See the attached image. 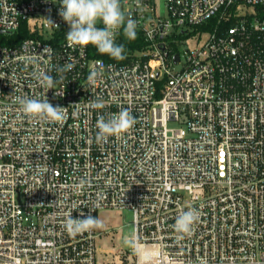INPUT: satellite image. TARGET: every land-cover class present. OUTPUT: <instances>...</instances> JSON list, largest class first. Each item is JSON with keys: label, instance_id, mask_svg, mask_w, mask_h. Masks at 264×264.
Instances as JSON below:
<instances>
[{"label": "built area", "instance_id": "built-area-1", "mask_svg": "<svg viewBox=\"0 0 264 264\" xmlns=\"http://www.w3.org/2000/svg\"><path fill=\"white\" fill-rule=\"evenodd\" d=\"M121 3L144 44L126 62L70 47L60 0H0V31L26 23L30 33L0 45V264H264V0ZM213 19L202 46L169 48L170 29ZM40 70L52 89L35 78ZM46 96L64 107L62 122L33 121L17 101ZM122 109L134 127L98 144V118ZM189 206L200 221L177 240ZM103 209L134 214L122 259L99 257L97 229L64 228L70 213Z\"/></svg>", "mask_w": 264, "mask_h": 264}, {"label": "clouds", "instance_id": "clouds-1", "mask_svg": "<svg viewBox=\"0 0 264 264\" xmlns=\"http://www.w3.org/2000/svg\"><path fill=\"white\" fill-rule=\"evenodd\" d=\"M136 6L141 7V0H135ZM59 15L69 25L66 39L70 47L88 45L94 46L101 54L108 55L115 60L124 59V46L116 43L117 34L123 29L124 36L129 40L136 38L137 21L127 17L122 9L121 0H60ZM50 23H52L49 20ZM102 24V27L98 25ZM58 27V26H57ZM74 67L68 63L58 67L57 72L70 71ZM42 87L52 89L55 79L44 70L34 74ZM100 73L93 69L87 77L88 83L95 86ZM22 113L33 121L62 122L65 118L64 107L54 106L47 96L41 100L37 98L17 97ZM95 107H102L96 103ZM136 119L128 109H122L107 119L100 116L97 120L96 142L105 143L109 137L121 138L134 127ZM80 188L86 186V181L81 180ZM75 209V208H74ZM73 209V210H74ZM84 218H73L70 213L64 223V228L69 235L75 236L94 229H102L104 223L97 217L80 213ZM200 212L197 208L189 206L181 210L176 218L174 230L177 240L190 238L194 234L195 226L200 221ZM130 243V241H125ZM138 247V245H137Z\"/></svg>", "mask_w": 264, "mask_h": 264}, {"label": "rangeland", "instance_id": "rangeland-1", "mask_svg": "<svg viewBox=\"0 0 264 264\" xmlns=\"http://www.w3.org/2000/svg\"><path fill=\"white\" fill-rule=\"evenodd\" d=\"M187 31L182 34V31ZM207 31L203 28H172L167 39L168 46L175 52L184 54L185 50L200 47L207 39ZM16 34V33H14ZM14 35H1L0 45H7L14 41ZM176 127L175 124H171ZM99 218L105 225L102 229H97L98 250L102 252L101 259H122L125 253L132 248L131 237L134 233V214L132 211L103 209L98 211ZM130 241V243H125ZM106 253V254H104Z\"/></svg>", "mask_w": 264, "mask_h": 264}, {"label": "trees", "instance_id": "trees-1", "mask_svg": "<svg viewBox=\"0 0 264 264\" xmlns=\"http://www.w3.org/2000/svg\"><path fill=\"white\" fill-rule=\"evenodd\" d=\"M256 14H257L256 16L260 20H264V6L256 7ZM231 24H232V22L224 24L223 26H230ZM214 25H215V20L213 19L207 25L203 26L202 28L204 29V31H211L214 28ZM13 35H14L15 40L12 43L7 44V45H16L19 42H21V40H23L24 38L30 37V33H29V30H28L26 23L22 24L19 32L16 34H13ZM118 44H122L124 46V49H125V52H124L125 58L122 60H115L108 55L101 54L92 45L89 46L90 55L93 58H101V59H104L106 61L126 62L128 60L129 54H131L137 50H142L144 48V44L142 43V39L140 38L139 35H136V38L134 40H129L124 36L122 38V40L120 41V43H118Z\"/></svg>", "mask_w": 264, "mask_h": 264}, {"label": "water", "instance_id": "water-1", "mask_svg": "<svg viewBox=\"0 0 264 264\" xmlns=\"http://www.w3.org/2000/svg\"><path fill=\"white\" fill-rule=\"evenodd\" d=\"M4 34H8V33L7 32H4V31H0V35H4ZM175 59L177 60L178 59V56H176Z\"/></svg>", "mask_w": 264, "mask_h": 264}]
</instances>
